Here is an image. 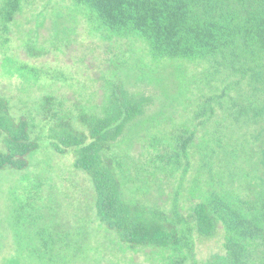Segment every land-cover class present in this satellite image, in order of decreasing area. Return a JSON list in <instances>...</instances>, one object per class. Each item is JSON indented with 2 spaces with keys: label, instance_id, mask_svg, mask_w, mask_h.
Segmentation results:
<instances>
[{
  "label": "trees",
  "instance_id": "obj_1",
  "mask_svg": "<svg viewBox=\"0 0 264 264\" xmlns=\"http://www.w3.org/2000/svg\"><path fill=\"white\" fill-rule=\"evenodd\" d=\"M26 1L0 0L3 29ZM73 1L95 13V31L144 48L129 44L132 74L112 61L92 92L43 93L33 114L0 91V170L33 165L37 117L53 149L90 176L97 221L123 250L158 259L129 264H264V0ZM142 56L157 64L139 68ZM192 64L207 71L190 76ZM131 76L162 81L174 98L202 95V104L175 107L173 124L169 107L149 115ZM218 233L221 247L201 257L199 242Z\"/></svg>",
  "mask_w": 264,
  "mask_h": 264
},
{
  "label": "rangeland",
  "instance_id": "obj_2",
  "mask_svg": "<svg viewBox=\"0 0 264 264\" xmlns=\"http://www.w3.org/2000/svg\"><path fill=\"white\" fill-rule=\"evenodd\" d=\"M93 14L86 5L79 6L73 0H27L9 29L0 26V91L13 97L16 108L23 109L19 114H33L30 108L34 101L46 92L57 91L72 99L75 94L71 91L92 92L96 77L112 61L132 74L131 40L95 31L89 18ZM33 46L39 56L29 50ZM132 46L136 51L144 48L141 43ZM142 58L139 68L151 70L157 64L149 56ZM160 66L162 73L168 70L167 75L175 70L174 66ZM206 67L192 64L189 74L200 75ZM123 74L119 72V76ZM170 78L178 93V79L174 75ZM129 83L148 96L149 115L169 107L172 124L180 119L174 113L177 107L190 102L197 109L202 104V95L194 93L189 101L174 98L172 88L162 81H138L131 76ZM35 123L41 142L33 165L0 170V264H102L97 256L106 264H129L152 258L145 251L123 250L116 233L97 221L90 176L73 166L72 154L62 155L53 149L46 125L39 118ZM248 140H253L251 134ZM261 148L260 143V152ZM222 242L221 233L200 241L199 255L209 256Z\"/></svg>",
  "mask_w": 264,
  "mask_h": 264
}]
</instances>
